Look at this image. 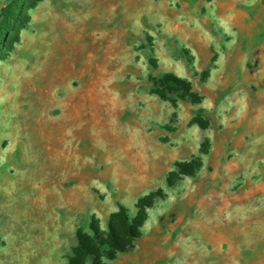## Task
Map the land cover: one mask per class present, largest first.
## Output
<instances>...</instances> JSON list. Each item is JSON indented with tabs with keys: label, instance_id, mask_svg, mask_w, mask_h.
Here are the masks:
<instances>
[{
	"label": "rangeland",
	"instance_id": "1",
	"mask_svg": "<svg viewBox=\"0 0 264 264\" xmlns=\"http://www.w3.org/2000/svg\"><path fill=\"white\" fill-rule=\"evenodd\" d=\"M29 18L0 63V264H67L79 228L158 189L104 264H264V0H41ZM51 20L68 28L41 53ZM167 73L200 103L152 95Z\"/></svg>",
	"mask_w": 264,
	"mask_h": 264
},
{
	"label": "trees",
	"instance_id": "2",
	"mask_svg": "<svg viewBox=\"0 0 264 264\" xmlns=\"http://www.w3.org/2000/svg\"><path fill=\"white\" fill-rule=\"evenodd\" d=\"M41 0H11L0 10V63L14 50L20 41V34L29 23V13L36 8ZM149 64L154 67L153 61ZM150 93L161 101L168 102L176 108L178 102L189 101L199 104L201 98L192 91L191 84L173 74L149 77ZM191 124L200 129L208 128L209 123L201 117H195ZM208 151L207 140L203 143L201 155ZM202 167L201 159H192L187 163L175 165V172L169 174L166 186L171 188L182 177H193ZM162 189L138 199L135 214L132 216L126 207L119 205L107 223L106 232L100 229L99 222L92 220L90 233L79 228L76 232V247L67 259V264H104L102 258L109 262L115 261L118 255L129 254L134 250L141 237V230L147 221V212L152 209L156 200L164 198ZM105 250V251H104Z\"/></svg>",
	"mask_w": 264,
	"mask_h": 264
},
{
	"label": "bare ground",
	"instance_id": "3",
	"mask_svg": "<svg viewBox=\"0 0 264 264\" xmlns=\"http://www.w3.org/2000/svg\"><path fill=\"white\" fill-rule=\"evenodd\" d=\"M68 21L63 20L61 23H57L55 21H47L46 23V29L43 32H39L38 36L36 37L35 43L33 44L32 47L40 51L41 53L49 51V46L47 45V42L50 41L54 33L57 31L58 28H68ZM53 75L55 74L56 76H60L57 71H53ZM53 78V77H52ZM146 223V222H145Z\"/></svg>",
	"mask_w": 264,
	"mask_h": 264
}]
</instances>
